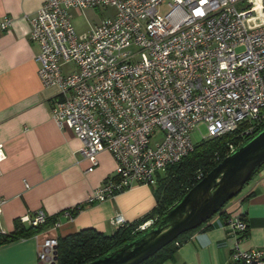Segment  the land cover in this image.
<instances>
[{"label": "built area", "instance_id": "obj_1", "mask_svg": "<svg viewBox=\"0 0 264 264\" xmlns=\"http://www.w3.org/2000/svg\"><path fill=\"white\" fill-rule=\"evenodd\" d=\"M109 7L112 16L77 33L74 11ZM24 19L39 47L38 79L57 89L52 120L80 141L87 172L102 152L115 162L89 203L155 186L160 172L192 152V132L201 140L237 130L253 137L264 127V0H46ZM12 24L0 17V33ZM4 203L0 196V216ZM73 210L60 216L72 219ZM47 218L37 210L20 222L36 227ZM110 224L127 225L121 214ZM225 226L231 264H264V252L240 248L242 214ZM56 248V238H44L38 264H53Z\"/></svg>", "mask_w": 264, "mask_h": 264}, {"label": "crops", "instance_id": "obj_2", "mask_svg": "<svg viewBox=\"0 0 264 264\" xmlns=\"http://www.w3.org/2000/svg\"><path fill=\"white\" fill-rule=\"evenodd\" d=\"M46 0H0V17L13 24L0 33V196L5 200L0 216L2 233H12L15 222L37 210L59 216L39 234L0 246V264H38L37 254L46 237L58 238L83 229L112 234L110 220L121 214L134 223L156 206L152 187L135 186L111 199L89 203L93 191L113 174L115 162L108 152L98 155V165L77 155L81 146L74 133L60 129L50 116L57 89L44 88L37 76L39 47L30 39L24 19ZM101 12V9L93 10ZM105 11V10H103ZM86 205L72 219L61 213ZM163 264H231L233 238L225 222L242 214L247 224L241 250L264 252V171L258 174ZM55 221V222H56ZM27 226V223H22Z\"/></svg>", "mask_w": 264, "mask_h": 264}, {"label": "trees", "instance_id": "obj_3", "mask_svg": "<svg viewBox=\"0 0 264 264\" xmlns=\"http://www.w3.org/2000/svg\"><path fill=\"white\" fill-rule=\"evenodd\" d=\"M251 138V136L244 135L242 130H237L218 138L201 140L200 143L194 145L192 152L187 156L168 166L162 175L160 173L157 175L156 184L152 187L156 206L150 213L134 223L117 227L112 234L88 228L58 237L55 264H87L141 235L147 229L145 231L138 230L139 225L148 221H152L151 226L157 224L159 219L173 208L191 188L229 155L230 146L237 149ZM263 167L264 164L254 177ZM226 205L227 203L219 213L224 212ZM85 206L82 204L74 207L72 216H75ZM58 217H48L44 224L36 227L25 226L20 221H16L12 233L0 234V246L15 240L34 237L45 228L52 226ZM210 219L196 229L180 235L141 264H163L168 261L190 236L208 229L207 224Z\"/></svg>", "mask_w": 264, "mask_h": 264}, {"label": "water", "instance_id": "obj_4", "mask_svg": "<svg viewBox=\"0 0 264 264\" xmlns=\"http://www.w3.org/2000/svg\"><path fill=\"white\" fill-rule=\"evenodd\" d=\"M264 164V128L218 163L158 223L87 264H141L236 197ZM57 250L54 252V263Z\"/></svg>", "mask_w": 264, "mask_h": 264}, {"label": "rangeland", "instance_id": "obj_5", "mask_svg": "<svg viewBox=\"0 0 264 264\" xmlns=\"http://www.w3.org/2000/svg\"><path fill=\"white\" fill-rule=\"evenodd\" d=\"M113 13H114L113 7H109L107 10L105 11L102 10L101 12H94L93 10H85L81 13H78L74 11L72 14V21L77 33H82L87 31L93 24L98 23L101 19L112 16ZM201 132L204 134L203 129H201ZM191 140L193 145L200 143L201 141L200 135L197 132H192ZM162 174L163 172H160V175Z\"/></svg>", "mask_w": 264, "mask_h": 264}]
</instances>
